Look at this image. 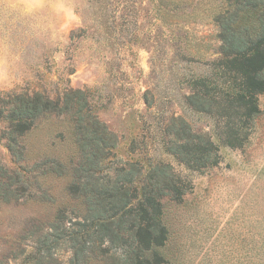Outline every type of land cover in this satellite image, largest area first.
<instances>
[{"label": "rangeland", "instance_id": "rangeland-1", "mask_svg": "<svg viewBox=\"0 0 264 264\" xmlns=\"http://www.w3.org/2000/svg\"><path fill=\"white\" fill-rule=\"evenodd\" d=\"M226 6L227 0H0V99L85 90L117 138V159L143 170L170 164L187 189L181 203L165 205L176 264H264V94L254 126L243 127L248 138L241 147L221 142L225 119L217 112L185 101L192 77L217 73V19ZM172 116L219 145L215 165L192 169L167 152ZM3 127L0 121V135ZM67 127L63 116L40 118L22 139L19 163L0 137V165L21 166L29 177L24 194L0 201V264H103L100 253L74 260L66 231L49 249L40 243L53 238L47 232L58 210L74 221L71 207H80L67 193L75 154ZM47 158L61 161L65 173L43 172Z\"/></svg>", "mask_w": 264, "mask_h": 264}, {"label": "trees", "instance_id": "trees-1", "mask_svg": "<svg viewBox=\"0 0 264 264\" xmlns=\"http://www.w3.org/2000/svg\"><path fill=\"white\" fill-rule=\"evenodd\" d=\"M217 20L222 56L217 73L192 77L185 101L196 111L217 112L225 119L221 142L241 147L248 138L243 127L254 126L261 113L258 96L264 94V0H227ZM49 116L67 120L75 153L67 193L80 207H71L77 214L74 221L70 217L64 221L65 208L58 210L47 232L53 238L40 243L46 247L57 242L66 231L76 261L100 253L103 264H176L177 256L170 254L165 205L166 200L181 203L187 189L171 165L157 162L143 170L137 161L117 159L113 151L117 138L99 120L82 89L65 90L56 99L41 92H11L0 99L4 124L0 137L15 163L23 158L22 139L40 118ZM166 133L167 152L187 167L199 170L219 161V145L182 117L172 116ZM41 163L47 167L43 172L66 171L56 158ZM18 168L22 171L0 165V201L26 191L29 177L23 175V167Z\"/></svg>", "mask_w": 264, "mask_h": 264}]
</instances>
